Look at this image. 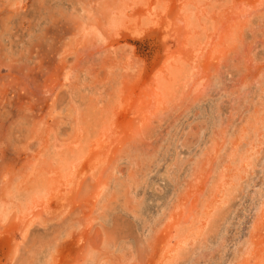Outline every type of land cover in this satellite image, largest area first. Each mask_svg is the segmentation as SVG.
Wrapping results in <instances>:
<instances>
[{
	"label": "rangeland",
	"instance_id": "1",
	"mask_svg": "<svg viewBox=\"0 0 264 264\" xmlns=\"http://www.w3.org/2000/svg\"><path fill=\"white\" fill-rule=\"evenodd\" d=\"M0 264H264V0H0Z\"/></svg>",
	"mask_w": 264,
	"mask_h": 264
}]
</instances>
